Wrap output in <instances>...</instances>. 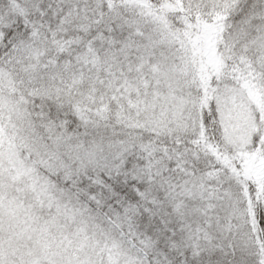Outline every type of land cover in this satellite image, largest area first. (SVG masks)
I'll return each mask as SVG.
<instances>
[{
    "label": "snow or ice",
    "instance_id": "snow-or-ice-1",
    "mask_svg": "<svg viewBox=\"0 0 264 264\" xmlns=\"http://www.w3.org/2000/svg\"><path fill=\"white\" fill-rule=\"evenodd\" d=\"M0 264H264V0H0Z\"/></svg>",
    "mask_w": 264,
    "mask_h": 264
}]
</instances>
